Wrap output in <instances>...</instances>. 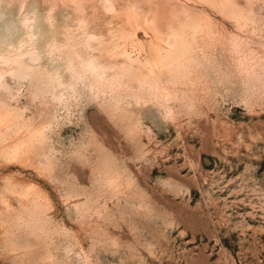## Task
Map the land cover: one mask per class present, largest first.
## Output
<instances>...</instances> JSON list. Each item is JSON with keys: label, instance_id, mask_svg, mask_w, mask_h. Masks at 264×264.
<instances>
[{"label": "rangeland", "instance_id": "rangeland-1", "mask_svg": "<svg viewBox=\"0 0 264 264\" xmlns=\"http://www.w3.org/2000/svg\"><path fill=\"white\" fill-rule=\"evenodd\" d=\"M208 1L0 0V59L58 86L0 89L46 146L0 159V264H264V0ZM177 40L169 100L103 58Z\"/></svg>", "mask_w": 264, "mask_h": 264}, {"label": "bare ground", "instance_id": "bare-ground-1", "mask_svg": "<svg viewBox=\"0 0 264 264\" xmlns=\"http://www.w3.org/2000/svg\"><path fill=\"white\" fill-rule=\"evenodd\" d=\"M210 1L211 0H209L208 2ZM184 46L185 45L183 41L177 40L174 49H161V47L163 46H161L160 48L154 47L151 50L150 56H146L147 58H145V60H141V58H143L140 56L141 53L139 54V56L137 55V58H134L126 49L122 47L116 49L119 46L115 45L114 50H111V53L108 52L107 54H104L103 58H105V61H109V66L116 67L126 75L132 77V79L138 80L139 82L150 86L152 95L154 97H161V100L162 98L169 100L179 95H177V93L180 92L181 85L187 87L189 81H191L188 79L187 74L184 72L185 70L179 69V67L174 64L183 56ZM69 52L73 55L74 59L78 61L82 68H85L87 70L91 68L93 61L83 56L82 51L77 44L72 45L71 51ZM113 58L115 59L113 60ZM29 72H31L32 74L31 76L33 77V82L36 85V90H38L39 86L41 87L43 84H49L48 88L50 90L52 89L51 91H53V89H58V86L56 85L57 80L54 77H50L46 73H37L24 61L22 55L9 57L2 60L0 59V89L8 91V80L6 81L7 75H14L17 73V76H24L29 75ZM94 77H96V75ZM163 78H165V80ZM99 79L96 80V82H98ZM113 82L109 84L113 85ZM13 96L14 95H12V93L10 92L9 99L11 98V101L15 100ZM34 97L37 96L34 94ZM179 97L177 99H179ZM39 108L42 109V107ZM43 112L44 111L41 110V112H39L36 116L27 118L25 117L23 111L18 107H14L12 103H9L7 101L3 103L0 102V159H4L7 162L17 161L19 163L26 164L25 162H30L37 157L45 155L46 146L44 142V123H42V121H34L36 118L44 120L45 116ZM12 187L11 188L13 190L15 186L13 185ZM27 187L28 188L25 193L26 195H30L29 188L31 187L29 185Z\"/></svg>", "mask_w": 264, "mask_h": 264}]
</instances>
